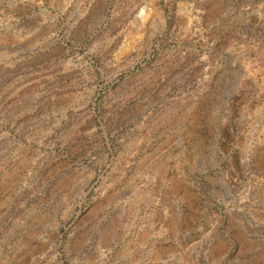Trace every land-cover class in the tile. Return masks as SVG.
I'll list each match as a JSON object with an SVG mask.
<instances>
[{"label":"rangeland","instance_id":"1","mask_svg":"<svg viewBox=\"0 0 264 264\" xmlns=\"http://www.w3.org/2000/svg\"><path fill=\"white\" fill-rule=\"evenodd\" d=\"M0 264H264V0H0Z\"/></svg>","mask_w":264,"mask_h":264},{"label":"bare ground","instance_id":"2","mask_svg":"<svg viewBox=\"0 0 264 264\" xmlns=\"http://www.w3.org/2000/svg\"><path fill=\"white\" fill-rule=\"evenodd\" d=\"M139 12H140V11H139ZM140 13H141V12H140ZM138 15H139V14H138ZM143 16H144V15H141V16H138V17H139L140 20H141V19H143Z\"/></svg>","mask_w":264,"mask_h":264}]
</instances>
